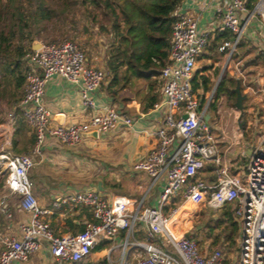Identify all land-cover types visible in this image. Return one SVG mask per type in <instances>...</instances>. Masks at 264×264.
<instances>
[{
    "label": "built area",
    "instance_id": "1",
    "mask_svg": "<svg viewBox=\"0 0 264 264\" xmlns=\"http://www.w3.org/2000/svg\"><path fill=\"white\" fill-rule=\"evenodd\" d=\"M213 1L219 22L212 30H202L195 14H173L169 55L159 72L163 121L149 134L155 137V146L133 165L135 172L151 179L140 199L122 195L108 199L87 189L60 197L50 207L40 205L29 173L35 165L33 155H41L48 135L76 146L90 134L112 131L120 123L131 127L134 119L110 106L86 122L52 125V112L44 101L52 78L60 77L75 85L84 104L94 108L97 103L92 94L102 88L107 72L90 65L85 52L72 40L41 42L40 47L26 54L24 94L7 118L10 128L4 133L0 172L6 178L7 190L19 196V206L30 214V219L20 224L19 236L1 238L0 264L28 261L41 250L44 241L56 264H75L91 256L100 243L121 236V264L126 263L132 248L145 252L138 264H264V138L250 153L242 155L247 160L243 168L226 161L219 149V137L206 119L211 116L210 104L217 85L209 96L207 91L195 88L198 58L209 46L213 33L231 34L220 47L227 57L226 68L255 18L261 20L264 29V0L253 8L248 0ZM18 114L36 134L33 155L12 151ZM208 164L215 167V181L202 176ZM156 187L161 189L158 204L148 205L147 195ZM6 196L0 194L3 210H7ZM199 199L213 209L234 205L241 226L237 263H225L220 248L205 254L196 239L176 231L183 207ZM64 206L90 210L92 219L84 230L58 234L52 219ZM143 229L144 240H136V233ZM110 261L113 263L111 257Z\"/></svg>",
    "mask_w": 264,
    "mask_h": 264
},
{
    "label": "crops",
    "instance_id": "2",
    "mask_svg": "<svg viewBox=\"0 0 264 264\" xmlns=\"http://www.w3.org/2000/svg\"><path fill=\"white\" fill-rule=\"evenodd\" d=\"M249 1L250 0H248V4ZM176 13H192L197 15L202 30H212L218 25L219 22L218 11L213 0H183L174 11V14ZM218 35H220V33H213L209 46L198 58L195 82H198L199 84H201L202 81L207 78L209 80L210 86V83L212 80H214V78L209 79V76L212 75V69L216 70L218 66L215 63V60L225 54L220 50L222 44H218L219 41L213 43V39ZM250 41H257V44L259 43L262 51V58L264 59V29L259 18H255L251 22V25L247 30V34L244 37V43ZM34 44L35 40L31 42V49H33ZM240 54L241 52L239 51L236 54L238 59L236 63L237 68L240 63L243 66L246 65ZM224 57L227 59L226 54ZM88 63L93 65L89 62V58ZM202 63H204L205 70L200 73L198 65ZM93 66L99 67L97 65ZM227 67L223 69L224 72L226 71ZM241 72L242 71L239 70L240 75ZM216 76H218V74ZM144 79L154 81V84L151 85L150 92L145 95V99L144 96H142V98H138L137 100H133V96L123 97L125 94L124 92L120 93L118 91V87L113 88L109 84V89L101 88L99 91L92 94L97 103V107L92 108L84 104L80 91L75 85L60 77L52 78L47 85L44 96L45 104L52 112V125H68L86 122L94 115L102 111L103 108L110 106H114L124 111L134 119V123L131 127L120 123L118 127L112 131L101 132L97 135L94 133L90 134L83 140V142L76 146L66 145L58 139L48 135L41 147V155H33V150L36 147V134L34 130L24 121L21 114H18L17 119H20L21 121H19V123L16 125L17 128H15L12 151L16 154L28 153L33 155L35 165L30 170L29 176L34 184V194L38 198L40 205L43 207H50L54 201L60 197L87 189L97 191L108 199L114 198L118 195L127 196L131 199H140L145 196L151 183L150 177L145 173L131 171V169L133 168L135 162L142 159L149 152V150L155 146V137L149 134L162 124L164 117V107L159 75H152L149 79ZM236 79H239L241 82L240 77L237 76ZM256 81L257 80H254V82ZM219 83H216V85L218 86ZM199 88L204 90L202 85H200ZM114 90L117 91L116 96L112 94V91ZM138 94L139 93L135 94V96ZM155 96H157L158 101L153 107L146 108V106L151 103V100ZM210 117L211 118H209V120L211 122L214 119L212 113ZM9 128L10 125L7 122V118H2V121L0 122V153L3 151V142L5 139L4 133L7 132ZM102 141L104 142L103 159L104 162L109 165V167H107L108 173L105 174V186L98 188L93 186L96 184V182H90V180H88V176L82 173L84 172L82 169L85 167L90 168L89 159L86 157L88 149L93 146V143ZM221 152L223 153L222 150ZM223 157L226 159V161H230L228 159V155H223ZM231 162L234 163L233 161ZM55 172L59 173L60 175L54 177L53 173ZM66 173L71 174H69V176ZM203 177L208 181L216 180L215 167L212 164L207 165L205 171L203 172ZM160 190V187H156L148 193V205L156 206L158 204ZM0 194L7 195L5 199L7 210H3L0 207L1 252V238L4 235L19 236L20 224L28 221L30 219V214L25 212L19 206V196L10 193L9 190H7L6 178L3 175L2 179H0ZM191 204L194 206V203ZM6 211L11 213V217L7 215ZM91 219L92 214L87 208H73L70 206H64L62 210L59 211L58 214H56L52 219V225L58 234H75L84 230L86 223ZM240 234L241 226L239 229L238 238L240 237ZM185 235H189L190 237L194 238L188 232ZM144 237V229L137 232L135 235L136 240H144ZM122 242L123 236L119 237L115 241H111L110 245H108L103 251H96L95 249L93 256H89L90 258L88 257V261L97 263L107 259L110 264H115L116 260H113L111 256L112 254L116 255L117 250L120 247L118 245ZM112 247H115V249L110 254V249ZM201 247L205 254H209L213 249L216 248L202 245ZM129 253V262L126 260L125 264H138L139 260L145 255V252L142 249L137 248L130 249L128 254ZM33 256V258L31 257L32 259L30 258L26 262H17L16 264H56L46 241L43 242L41 250ZM110 257L113 260V263L110 261ZM237 258L239 260V256ZM87 259L85 260L87 261ZM238 260L228 261L227 258H225V263H237Z\"/></svg>",
    "mask_w": 264,
    "mask_h": 264
},
{
    "label": "rangeland",
    "instance_id": "3",
    "mask_svg": "<svg viewBox=\"0 0 264 264\" xmlns=\"http://www.w3.org/2000/svg\"><path fill=\"white\" fill-rule=\"evenodd\" d=\"M51 6L55 8L53 20L39 25H31L26 32H31L32 38L22 41V44H25L31 50L30 45L33 40L44 43L64 40L76 42L85 52L91 64L106 70L107 78L102 88L109 89L113 74L109 71L107 63L112 51L116 49L118 41L116 34L111 31V20L93 6L84 5L82 0H52ZM241 43L242 45L240 44L238 51L241 52L240 56L246 65L243 66L240 63L237 68L238 59L234 55L231 64L223 73V69L226 66L225 54L216 60L214 59L218 66L216 70L212 69V75L209 76V79L214 78V80L211 81L210 90L206 94L209 96L214 91L219 78L220 83L224 81L228 86L232 79H236L237 76L241 78L242 92L247 95L241 120V111L236 107L237 97H231L228 93H223L218 97L217 89L220 85L219 83L210 104V111L214 116L213 121L210 123L219 137V149L220 152L221 150L223 151V153L221 152L222 156L228 155L230 161H233L236 166L243 168L247 160L242 155L250 153L264 138V59L262 58L261 47L259 43L257 44V41L244 43L243 39ZM24 66H27L25 60ZM198 66L200 73L205 70L204 63ZM239 70L242 71L241 75ZM217 74L218 76H216ZM254 80L257 81L254 82ZM152 84H154V81L130 77L129 82L120 83L118 91L125 93L123 97L133 96V100L142 98V96L145 99V95L150 92ZM137 93L139 94L136 97L135 94ZM214 105H216L215 108ZM1 110L2 118H8L9 113L12 112V106L4 104ZM103 151V141L93 143V146L88 149L87 155L85 154L87 159H89L90 168L85 167L82 169V171L84 170L82 173L88 176L90 182H96L93 186L98 188L105 186V174L108 173L107 167H109L104 162ZM131 171H134V169L132 168ZM71 173L66 174L69 175ZM57 175L60 174L57 172L53 173L54 177ZM0 179H2V172H0ZM220 214L221 209H213L199 199L194 202V206L187 204L183 207L176 231L180 235L188 232L202 246L220 248L228 261H237V257L240 256L239 238L235 245H231L225 242L223 229L216 228L213 231L210 229L211 226H216ZM123 252L124 248L120 246L116 255L112 254V259L116 260L115 264H121ZM129 255L130 253H127L125 259L127 262H129ZM91 256H93V253Z\"/></svg>",
    "mask_w": 264,
    "mask_h": 264
},
{
    "label": "trees",
    "instance_id": "4",
    "mask_svg": "<svg viewBox=\"0 0 264 264\" xmlns=\"http://www.w3.org/2000/svg\"><path fill=\"white\" fill-rule=\"evenodd\" d=\"M51 1L0 0V122L3 105L14 107L24 94L27 69L24 60L26 54L32 50L22 44V41L32 38V33L26 31L31 25L53 20L55 8L51 6ZM182 1L82 0L84 5L93 6L107 16L111 20V31L116 34V49L112 51L107 63L109 71L113 74L111 87L117 88L121 82H129L130 77L149 79L152 75H159L169 55L173 14ZM257 1L250 0V8H253ZM230 38L229 32H223L213 39V43L219 41L218 44H222V40ZM123 68L125 69L121 72ZM235 84L236 79H232L229 86L222 81L217 89L218 97L223 93L236 97ZM200 85L205 92L210 90L207 78L201 84L195 82L196 89ZM112 94L116 96L117 91H112ZM157 101L155 96L146 108L153 107ZM19 121L21 120L17 119L16 125ZM216 228L223 229L225 242L236 244L240 225L234 217L233 204L221 208L216 226L210 227L211 231ZM110 242L111 240H106L100 243L95 248L96 251H103ZM108 263L105 259L97 263L80 261L75 264Z\"/></svg>",
    "mask_w": 264,
    "mask_h": 264
},
{
    "label": "water",
    "instance_id": "5",
    "mask_svg": "<svg viewBox=\"0 0 264 264\" xmlns=\"http://www.w3.org/2000/svg\"><path fill=\"white\" fill-rule=\"evenodd\" d=\"M40 45H41V42L35 41L33 49H37L38 47H40ZM234 91L237 94V96H236L237 97L236 107H237V109H239L241 111V116H240V120H241V118L244 114V101L246 100L247 95L243 94L242 89H241V82L239 79H237V84H236V87L234 88ZM185 117H187V116L185 115ZM206 119L209 120V116H207ZM94 134L97 135L96 132H94Z\"/></svg>",
    "mask_w": 264,
    "mask_h": 264
}]
</instances>
